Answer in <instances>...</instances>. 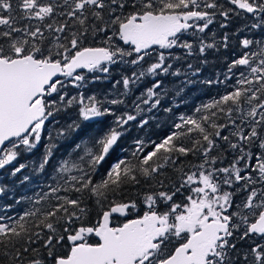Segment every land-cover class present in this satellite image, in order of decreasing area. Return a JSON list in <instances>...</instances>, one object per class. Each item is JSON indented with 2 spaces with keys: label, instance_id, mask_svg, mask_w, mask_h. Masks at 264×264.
I'll return each mask as SVG.
<instances>
[{
  "label": "snow or ice",
  "instance_id": "1",
  "mask_svg": "<svg viewBox=\"0 0 264 264\" xmlns=\"http://www.w3.org/2000/svg\"><path fill=\"white\" fill-rule=\"evenodd\" d=\"M42 143L0 264H264V0H0V170Z\"/></svg>",
  "mask_w": 264,
  "mask_h": 264
},
{
  "label": "trees",
  "instance_id": "2",
  "mask_svg": "<svg viewBox=\"0 0 264 264\" xmlns=\"http://www.w3.org/2000/svg\"><path fill=\"white\" fill-rule=\"evenodd\" d=\"M243 23V21H235L231 26H230V31L231 30H234L236 27L240 26V24ZM218 28V25H213L211 26V28L209 29V31H212L214 29H217ZM99 44V40L97 39L96 43L93 44L92 46H98ZM179 66V65H178ZM80 71V70H79ZM85 74H87V70H84ZM205 74H207V69L205 70ZM89 75V79H91V75ZM63 79V78H62ZM166 83H168L169 85H171V83H174L175 82V79L174 78H168L166 79L165 81ZM93 88L95 89H99L101 87L103 88H109L111 87L110 84H107L105 82H100V83H97V84H94L92 85ZM142 90V89H140ZM137 91V94H139V91ZM70 92H72L73 94H75V90L74 89H69ZM200 99H207L206 96L203 95V92L202 90L201 91H197L195 88L191 89L189 91V95L185 97V101H186V104H188L189 106H191L192 104L194 103H199L200 102ZM191 108L190 107H181L180 108V111L181 112H185V111H190ZM69 115H71V113H68ZM160 117H161V120H168L170 121L171 120V116H164L163 113H160L159 114ZM51 119V118H50ZM57 121L60 123V124H63L64 123V119L62 118V116H58L57 117ZM53 124L46 121V129L45 131L42 133V136L44 137V140L45 142L47 141V135H48V132L49 131H52L53 130ZM70 146L69 145H64L60 148V150L57 152V159L64 155L66 153V151L68 150ZM43 149V143L40 145V147L35 150L31 155H26V154H21V156L19 157V159L15 162L14 165H10L8 167H6L4 170H0V182L4 183V184H7V185H12L14 186L13 187V190L7 195V196H0V203H6V204H13L15 206V210L17 212L19 211H22L25 207H27V204L26 203H21V204H15V200L12 199V197H16V198H19L20 195L22 194H25L27 193L28 195H31L32 194V191L33 189L32 188H29L27 185H18L16 184V181L20 179L21 175L23 174H27V169L24 170V172L20 175H18L17 177L15 178H11L9 176V173L12 169V167L14 166H17L19 163L21 162H28V161H31L32 159H38L40 154H41V151ZM189 160H191L192 163H196L197 161L192 158V157H189ZM52 163H55V160L52 161ZM185 163H188V161H185ZM51 169V164L49 165V170ZM173 179H175V176L172 177ZM33 184H37V181L35 178H33ZM35 190H38L35 189ZM127 195L131 196L132 198H135V193L133 192H129L127 193ZM186 195V193H185ZM181 200H183V195H177L176 196V201L175 202H180ZM144 209V206H141L140 208V212L142 214ZM8 213L9 214H12V210L11 209H8ZM116 220L117 223H122L123 222V218H120V217H116L114 218ZM95 238H93V242H94Z\"/></svg>",
  "mask_w": 264,
  "mask_h": 264
},
{
  "label": "water",
  "instance_id": "3",
  "mask_svg": "<svg viewBox=\"0 0 264 264\" xmlns=\"http://www.w3.org/2000/svg\"><path fill=\"white\" fill-rule=\"evenodd\" d=\"M77 71H79V70H77ZM0 147H3V146H0Z\"/></svg>",
  "mask_w": 264,
  "mask_h": 264
}]
</instances>
